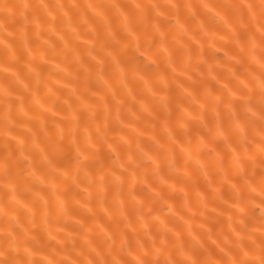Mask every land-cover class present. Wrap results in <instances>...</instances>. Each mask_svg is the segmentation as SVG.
Listing matches in <instances>:
<instances>
[{
    "label": "clouds",
    "instance_id": "obj_1",
    "mask_svg": "<svg viewBox=\"0 0 264 264\" xmlns=\"http://www.w3.org/2000/svg\"><path fill=\"white\" fill-rule=\"evenodd\" d=\"M121 37L149 40L155 81L115 60ZM0 53V264H264V0H0Z\"/></svg>",
    "mask_w": 264,
    "mask_h": 264
},
{
    "label": "bare ground",
    "instance_id": "obj_2",
    "mask_svg": "<svg viewBox=\"0 0 264 264\" xmlns=\"http://www.w3.org/2000/svg\"><path fill=\"white\" fill-rule=\"evenodd\" d=\"M221 3L224 6H227V4L229 3V0H221ZM130 14L135 19V17H136L135 11L130 10ZM218 39H219V37H218ZM149 43L150 42L147 38L145 40L141 41V43L139 44V50H138V46L136 43L131 42L124 37H121L118 41L114 42L111 45L113 52H114L115 60L118 61L119 64L126 70V72L128 73L130 78L137 76L139 73H144L148 77L152 78L155 81V76H156V73L158 72V69L155 68L152 64H150L148 62V60L146 59V55H145V50L149 47ZM2 55L3 54L0 53V56H2ZM20 55L22 58L23 54L21 53ZM81 58L85 64H91V65L95 66L94 61L89 56H87L86 54L82 55ZM208 60L210 62L215 61V60H220L222 62L223 61L222 53L217 52L214 56L211 54H208ZM201 67L203 68V66H201ZM102 69H103V72L106 74L110 75L112 73V71H113V57H105L104 58ZM172 79H173V77L170 74L169 80H172ZM58 83L60 85H64L66 83V81L60 80V81H58ZM71 83L75 86V88L78 91L83 92L85 94H87L90 90L102 89V85L96 79H94L93 77H91L87 74H84V73L79 74L76 79L71 81ZM129 83H130L132 88H134V89L137 88V82L135 79H130ZM188 83H189L190 87H193L195 90L199 91V84L198 83H192V82H188ZM217 91L221 92L222 90L217 89ZM61 95L62 96H68L71 98L70 92L67 89H62ZM169 97H170V102L173 104L176 103V101L179 99V97L177 96L175 87H173L170 90ZM90 99L94 103L99 102L98 97L93 96V97H90ZM145 101L148 104H153V100L149 96H145ZM189 109L193 113L199 111V107L197 105H189ZM175 120H176V114H175V112H173L171 117H170V123H172L174 125ZM187 122L192 129H196L197 124L195 121L188 120ZM41 142L50 147L52 154H53V157L55 159H57L59 162L65 164V165L71 164L70 156L68 154L64 153L63 151H61L58 147H56V145L52 141H50L48 138L41 137ZM144 144L150 151L158 152V148L154 144H152L150 141L145 140ZM119 149L122 152L126 150L124 145H119ZM177 156L178 157L180 156L179 151L177 152ZM102 158H103V162H104L105 166H108L111 159H112V156L108 152H103ZM202 158L205 159L206 161H209V162H211L214 159L213 155L209 152L202 153ZM226 159H227V157H225V160ZM10 171H11L12 178L15 180V182L18 185L23 186L29 182L28 178L24 175L22 165L13 163L10 167ZM173 179L177 183H181V184H183V183L191 184L197 180L196 177L186 178L184 176H176V177H173ZM137 191H138V194L145 201H151L152 200V194L150 192H148L147 190H144L142 188H138ZM162 191L170 199L176 198L175 195L172 193H169L166 188H163ZM163 213H164V210L161 209V214H163ZM100 219H101V222L108 224V226L114 232L119 231L120 226L118 224H115V223L108 221L107 218L103 217V216L100 217ZM169 220H171V217H169ZM214 227H219V225H214Z\"/></svg>",
    "mask_w": 264,
    "mask_h": 264
}]
</instances>
